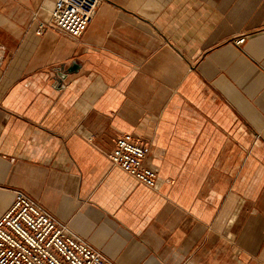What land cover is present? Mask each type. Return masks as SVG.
<instances>
[{
	"label": "crops",
	"instance_id": "1",
	"mask_svg": "<svg viewBox=\"0 0 264 264\" xmlns=\"http://www.w3.org/2000/svg\"><path fill=\"white\" fill-rule=\"evenodd\" d=\"M54 3L0 0V219L22 190L114 264H264V0H101L39 36Z\"/></svg>",
	"mask_w": 264,
	"mask_h": 264
},
{
	"label": "built area",
	"instance_id": "2",
	"mask_svg": "<svg viewBox=\"0 0 264 264\" xmlns=\"http://www.w3.org/2000/svg\"><path fill=\"white\" fill-rule=\"evenodd\" d=\"M100 4L101 0H55L49 21L39 23L37 35L58 28L80 37ZM244 41L241 38L237 45ZM148 151L146 144L132 136H121L107 157L113 167L154 189L158 178L146 164ZM14 193L13 205L0 219V264H114L33 197L22 190Z\"/></svg>",
	"mask_w": 264,
	"mask_h": 264
},
{
	"label": "water",
	"instance_id": "3",
	"mask_svg": "<svg viewBox=\"0 0 264 264\" xmlns=\"http://www.w3.org/2000/svg\"><path fill=\"white\" fill-rule=\"evenodd\" d=\"M80 70V66H78L77 64H72L70 66V68L64 73V76L62 79L66 78L68 75L74 73V72H78ZM61 83V81H60Z\"/></svg>",
	"mask_w": 264,
	"mask_h": 264
}]
</instances>
